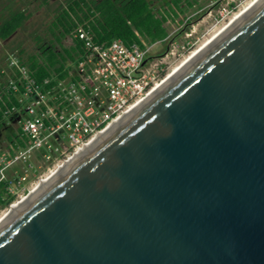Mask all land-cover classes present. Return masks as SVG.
I'll return each instance as SVG.
<instances>
[{
  "label": "water",
  "instance_id": "water-1",
  "mask_svg": "<svg viewBox=\"0 0 264 264\" xmlns=\"http://www.w3.org/2000/svg\"><path fill=\"white\" fill-rule=\"evenodd\" d=\"M166 79L10 205L0 264H264V0Z\"/></svg>",
  "mask_w": 264,
  "mask_h": 264
},
{
  "label": "built area",
  "instance_id": "built-area-1",
  "mask_svg": "<svg viewBox=\"0 0 264 264\" xmlns=\"http://www.w3.org/2000/svg\"><path fill=\"white\" fill-rule=\"evenodd\" d=\"M223 11L222 14L230 12L226 8ZM73 37L80 41L81 51L67 60L61 72L44 78L43 86L34 85L16 58L9 60V66L16 71L8 87L16 90L15 81L25 82L18 102L24 115L21 130L26 142L9 157L11 162L31 160L36 153L46 164L73 155L165 79H161L163 68L152 69V45L126 46L118 39L98 44L81 26L74 30ZM26 177L17 176V184H24Z\"/></svg>",
  "mask_w": 264,
  "mask_h": 264
},
{
  "label": "rangeland",
  "instance_id": "rangeland-1",
  "mask_svg": "<svg viewBox=\"0 0 264 264\" xmlns=\"http://www.w3.org/2000/svg\"><path fill=\"white\" fill-rule=\"evenodd\" d=\"M252 1L189 0L191 6H188L185 0H182L180 7L183 12H181L173 6L171 0H151L154 9L169 13V20L166 22L169 33L167 41L165 44L155 43L149 48V56H152V69L158 71L163 68L161 79L166 78L169 73L178 68L194 51L214 37ZM64 2L65 0H47L46 3L43 0H0V23L16 10H24L28 15L21 28L17 29L7 39L0 40V85L4 81H12L15 77V72L9 66V60L14 57V53L19 49L31 53L35 50L37 42L48 43L47 28L53 19L55 9ZM169 5L174 12L169 9ZM224 8L230 12L222 14ZM70 44V38L66 37L63 40V45L68 46ZM165 45H168V50L159 56ZM23 117V112L17 111L16 114L5 118L0 126V175L3 179H12L8 190L16 195L13 203L0 209V219L9 211L10 205L25 198L41 179L48 177L58 166L72 156L70 154L63 160L46 164L42 161L41 155L36 153L31 157V160L19 159L11 162L9 157L11 158L18 151L14 150L13 155L9 153V142L6 137L11 132L16 133L17 128L22 124ZM28 165L31 169L28 168ZM21 174H26V181L24 184L18 185L17 176Z\"/></svg>",
  "mask_w": 264,
  "mask_h": 264
},
{
  "label": "trees",
  "instance_id": "trees-1",
  "mask_svg": "<svg viewBox=\"0 0 264 264\" xmlns=\"http://www.w3.org/2000/svg\"><path fill=\"white\" fill-rule=\"evenodd\" d=\"M46 1L43 0L44 3ZM181 1L171 0V3L183 12ZM185 2L191 6L189 0ZM169 9L174 12L170 5ZM27 18L24 10L11 12L9 17L0 23V40L7 39L21 28ZM168 20L169 13L154 9L151 0H65L64 4L55 9L47 28L48 43L37 42L35 50L31 53L19 49L14 53V58L25 67L34 85L39 87L44 78L54 72H61L67 60H72L73 56L81 51L80 41L73 37L78 26L89 30L94 42L98 44L118 39L126 46L137 44L145 48L155 43L165 44L169 37L166 27ZM66 37L72 39L68 46L63 45ZM166 50L168 45L164 46L159 56ZM8 86V81L0 85V126L5 118L16 114L17 111L22 112L18 96L23 92L25 82L20 84L15 81L16 90ZM6 138L11 155L14 150L18 151L25 146L26 138L22 135L21 126L17 128L16 133L11 132ZM11 183L12 179H3L0 175V209L16 199V195L8 190Z\"/></svg>",
  "mask_w": 264,
  "mask_h": 264
},
{
  "label": "bare ground",
  "instance_id": "bare-ground-1",
  "mask_svg": "<svg viewBox=\"0 0 264 264\" xmlns=\"http://www.w3.org/2000/svg\"><path fill=\"white\" fill-rule=\"evenodd\" d=\"M259 0H253L252 2H250L247 6H245L244 8H243V10H241V12L240 13H238L237 15H235L234 17H233V19L232 20H230V23H228L226 26H224L214 37H212L209 41H207L205 44H203L200 48H198L196 51H194L184 62H182L181 63V65L183 66L184 64H186V62H188L189 60H191L192 58H194L197 54H199V52H201L208 44H210L213 40H215L216 38H217V36L221 33V32H224V30L226 31V30H228V28L232 25V24H234L237 20H239V19H241L247 12H248V10H250V8H252L257 2H258ZM215 38V39H214ZM212 40V41H211ZM188 60V61H187ZM181 65L178 67V68H175L171 73H169L167 76H166V80H169V78L171 77V76H173V74H175L176 72H178V70L181 68ZM159 86V84L155 87V88H157ZM153 90H155V89H153ZM153 90H152V92H153ZM138 105V104H137ZM136 105V106H137ZM135 106V107H136ZM135 107H133V108H135ZM133 108L130 110V111H132L133 110ZM130 111H128L127 113H125V114H123L118 120H116V121H114L113 123H111V125L106 129V130H108L111 126H113L115 123H117L119 120H121L126 114H128ZM106 130H104L103 132H101V133H99L96 137H94V139L89 143V144H87V145H85V146H83L82 148H80L77 152H75L71 157H69L67 160H65L63 163H62V166L60 167V166H58V168L60 167V168H62V167H64L70 160H72L76 155H78L82 150H84L88 145H90L94 140H96L100 135H102ZM57 170V169H56ZM55 170V171H56ZM60 170V169H59ZM58 170V171H59ZM54 171V172H55ZM57 171V172H58ZM54 172H52L50 175H48V177H46V178H44V179H41L37 184H36V186L30 191V196L33 194V193H35L43 184H45L48 180H49V178H51L52 176H54L53 175V173ZM56 172V173H57ZM55 173V174H56ZM51 176V177H50ZM29 198V197H28ZM27 199V197H25V198H23L22 200V202H24L25 200ZM21 202V203H22ZM21 203H14L13 204V206H12V210H14L15 208H17L18 206H20V204ZM1 220V219H0Z\"/></svg>",
  "mask_w": 264,
  "mask_h": 264
}]
</instances>
